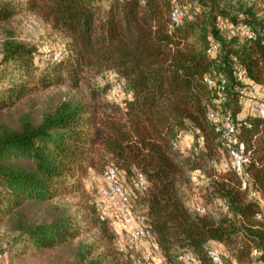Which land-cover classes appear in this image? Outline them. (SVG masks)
<instances>
[{
  "label": "trees",
  "instance_id": "1",
  "mask_svg": "<svg viewBox=\"0 0 264 264\" xmlns=\"http://www.w3.org/2000/svg\"><path fill=\"white\" fill-rule=\"evenodd\" d=\"M176 6L186 14L173 28ZM255 10L254 0H0V25L30 14L65 40L59 60L41 58L37 48L18 41L3 46L0 222L13 231L0 254L14 264L10 250L19 245L24 252L67 250L73 257L71 245L97 228L105 252L92 258L80 251L69 264H137L118 252L113 228L85 189L92 173L103 175L112 165L123 183L139 174L148 183L133 194V210L152 228L161 264H187L186 254L193 264H215L211 244L222 248L226 264H264V220H258L264 119L256 113L258 102L240 105L244 95H264V20ZM224 21L236 32L225 33ZM240 25L251 28V39ZM116 84L119 98L107 99ZM53 87L73 94L37 115H13L19 104ZM211 110L236 124L252 159L245 174L256 197L242 189L233 169L222 168L228 154L207 119ZM189 132L196 146L183 155L174 143ZM194 171L214 178L204 188L206 202L187 199ZM75 196L81 197L77 204L63 203ZM217 199L228 211L216 206L213 214ZM195 202L210 206V213H196Z\"/></svg>",
  "mask_w": 264,
  "mask_h": 264
},
{
  "label": "rangeland",
  "instance_id": "2",
  "mask_svg": "<svg viewBox=\"0 0 264 264\" xmlns=\"http://www.w3.org/2000/svg\"><path fill=\"white\" fill-rule=\"evenodd\" d=\"M256 3V13L257 16L264 20V0H254ZM223 27L225 28V33L233 34L234 27L230 25L229 22H225ZM18 41L25 44H28L32 47L37 48L38 54L41 58L46 56L50 57L53 54L59 52L64 43V38L57 33L52 27L36 16L30 14H23L17 16L8 23L0 25V59L3 51L4 44L9 41ZM1 64V62H0ZM10 73H12V66L9 65ZM9 77V74L7 75ZM261 91L249 93L247 96H242L241 98V107L249 108L253 107L256 102H259ZM73 93L68 90L66 87H53L46 92H41L25 102L19 104L15 110H12L13 115L17 116L20 113L24 114H35L37 115V110L44 111L46 107L53 106L57 104L60 100L68 99ZM255 97H252V96ZM253 98V99H252ZM107 99L114 100L117 99L114 94L111 92L108 94ZM246 112V111H245ZM187 135L194 136L193 133H188ZM194 139H196L194 137ZM103 185L102 174L92 173L88 179L85 181V189L87 190L90 200L95 202L100 212V217L109 222L111 228H113L114 233L117 237V246L118 252L133 259L134 263H137L140 257L147 251L156 253V243L154 241L148 240H138L137 242L125 241L124 232L118 231L113 224V214L112 210L107 206L104 199L101 196L100 189ZM128 192L132 196L135 194L136 189L132 182L124 183ZM208 189H195L187 192V199L191 201L192 196H196L198 199H203L207 196ZM81 197H69L63 200L64 204L75 205L80 202ZM12 229L10 224L7 221L0 222V250L4 247L8 241H12L10 238L12 235ZM120 235V236H119ZM72 254L87 253L90 252V256L95 258L100 256L101 253L105 252L106 242L100 234V231L97 228H94L92 231L83 234L78 240H76L71 245ZM121 247L123 250H121ZM10 259L14 264H69L74 260V256H70L69 251L59 250L52 253L40 254L32 252V250L24 252L19 245L12 246L10 250ZM89 256V257H90ZM157 259V258H156Z\"/></svg>",
  "mask_w": 264,
  "mask_h": 264
},
{
  "label": "built area",
  "instance_id": "3",
  "mask_svg": "<svg viewBox=\"0 0 264 264\" xmlns=\"http://www.w3.org/2000/svg\"><path fill=\"white\" fill-rule=\"evenodd\" d=\"M186 9L181 6H176L171 13L172 27H179L184 24ZM237 30L242 31V34L247 39L253 37L251 28L247 25H240ZM236 32V31H234ZM233 32V33H234ZM214 51L220 50V45L215 43L213 45ZM61 58V52H57L54 55V60ZM209 86L213 85V81L210 78L206 79ZM122 88L120 84H116L113 87L112 93L116 98H119ZM252 97H255L254 95ZM256 113L264 119V95L260 98ZM207 119L212 123L218 134L220 146L228 154V158L222 161V168L225 170L233 169L236 174L241 178V186L243 190H249V194L252 197H256L257 193L250 190V184L248 182L249 176L245 174V167L252 161L250 153L247 152L245 145L239 141L237 137L236 124L229 116H223L219 112L211 110L207 114ZM174 148L181 154L187 155L189 149L179 141L174 143ZM103 185L100 189V193L105 203L112 210L113 224L118 231L124 232L125 241L137 242L138 240L154 241V235L152 228L147 223L142 213L135 212L133 210L132 196L128 192L118 170L109 165L106 167L103 175ZM212 179L207 177L200 171H194L190 174V184L195 189H204L210 186ZM136 191H144L147 188V181L142 174H139L132 182ZM219 206L223 210L228 211L227 205L223 200L217 199L214 201V209ZM193 209L200 215H206L210 213V206H206L202 202H195ZM217 212V209L213 211V214ZM258 220H264V206L262 213L258 215ZM120 236V235H119ZM121 250L123 248L121 247ZM222 248L217 244H211L209 249V256L215 264H226L222 258ZM258 252L254 251L253 256H257ZM157 258V259H156ZM162 251L156 245V253L147 251L144 253L137 264H161ZM183 261L187 264H193L194 258L186 254L183 256ZM0 262L2 264H11L5 254H0Z\"/></svg>",
  "mask_w": 264,
  "mask_h": 264
},
{
  "label": "crops",
  "instance_id": "4",
  "mask_svg": "<svg viewBox=\"0 0 264 264\" xmlns=\"http://www.w3.org/2000/svg\"><path fill=\"white\" fill-rule=\"evenodd\" d=\"M187 134H184L181 137L180 142L183 144V146L192 149V148H194V146H196L195 145V140H194V137L193 136H190V135H187Z\"/></svg>",
  "mask_w": 264,
  "mask_h": 264
}]
</instances>
